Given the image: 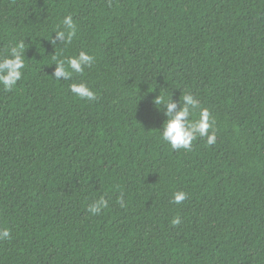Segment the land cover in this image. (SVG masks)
Segmentation results:
<instances>
[{
	"label": "trees",
	"instance_id": "1",
	"mask_svg": "<svg viewBox=\"0 0 264 264\" xmlns=\"http://www.w3.org/2000/svg\"><path fill=\"white\" fill-rule=\"evenodd\" d=\"M20 41L24 75L0 85V264H264V0H0V58ZM82 50L92 67L54 79ZM186 93L216 142L177 151L153 102Z\"/></svg>",
	"mask_w": 264,
	"mask_h": 264
},
{
	"label": "clouds",
	"instance_id": "2",
	"mask_svg": "<svg viewBox=\"0 0 264 264\" xmlns=\"http://www.w3.org/2000/svg\"><path fill=\"white\" fill-rule=\"evenodd\" d=\"M62 27L54 31L56 39L51 38L50 42L56 46V40H60L63 45L67 46L72 42L73 37L76 35L77 28L74 23L72 15H67L63 18ZM10 55L0 58V85L3 86L5 91L11 92L24 75L23 69L25 68V45L23 41L16 43L9 49ZM55 70L53 77L56 80H69L73 73L83 74L86 68L92 67L95 57L86 51H80L78 55L60 58L54 56ZM71 93L80 99L87 101H94L97 98L94 92L86 83H73L70 85ZM181 100V99H180ZM182 104L177 109V103L170 98L159 95L154 100V105L160 110L164 108V116L166 120L163 123L161 130V138L167 142L172 149L179 151H190L192 149L193 141L197 138H206V143L211 146L216 142V129L215 120L207 108H203L200 102L190 93L183 95L181 100ZM199 110L198 119H191ZM211 129V133L210 130ZM187 198V193L178 191L173 194L172 203L180 204ZM121 207H124L123 196L118 200ZM108 207V201L101 197L93 204L88 206V212L92 215H98L103 209ZM180 217L176 216L171 220L172 225H178ZM10 230L7 228L0 230V241L10 240Z\"/></svg>",
	"mask_w": 264,
	"mask_h": 264
}]
</instances>
